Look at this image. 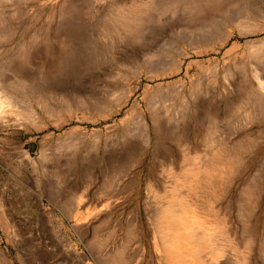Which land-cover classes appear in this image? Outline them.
<instances>
[{
  "label": "rangeland",
  "instance_id": "374dc122",
  "mask_svg": "<svg viewBox=\"0 0 264 264\" xmlns=\"http://www.w3.org/2000/svg\"><path fill=\"white\" fill-rule=\"evenodd\" d=\"M263 46L264 0H0L1 74L21 58L33 79L24 93L6 82L0 264H264V111H231L264 70ZM40 54L61 65L42 84ZM196 87L213 131L194 122ZM176 126L188 142L196 130L199 151L240 138L229 171L193 180L204 193H189ZM104 163L119 176L102 186Z\"/></svg>",
  "mask_w": 264,
  "mask_h": 264
},
{
  "label": "bare ground",
  "instance_id": "6f19581e",
  "mask_svg": "<svg viewBox=\"0 0 264 264\" xmlns=\"http://www.w3.org/2000/svg\"><path fill=\"white\" fill-rule=\"evenodd\" d=\"M193 1V0H192ZM197 1V0H195ZM123 17V16H122ZM135 16H133L132 13H130L129 11H127V13H125L124 15V18H123V21L122 23H124V30L125 32H129V30H131V28H133L135 25ZM240 25V24H239ZM99 37V36H98ZM57 38V36H56ZM55 38V40H56ZM102 38V37H100ZM39 39V38H37ZM50 39V38H49ZM58 39V38H57ZM99 39V38H98ZM60 40V39H59ZM101 40V39H100ZM203 40V39H202ZM36 42L38 43L39 41L36 40ZM61 42V41H59ZM35 43V42H34ZM54 44V43H53ZM264 49V46L262 48V51ZM51 50V49H50ZM261 51V53H263ZM47 50H43L42 51V54L45 56L47 55ZM54 52H55V48H54ZM38 53V52H37ZM41 53V51H40ZM49 53V51H48ZM258 53H256L255 55L257 56ZM41 55V54H40ZM59 53L56 54V53H52V56H54V58L58 57ZM38 56V55H37ZM36 56V57H37ZM60 57H58V60H60ZM264 57V56H263ZM262 57V58H263ZM28 58V57H27ZM38 59V62H37V69L35 70V72L37 71L38 75L35 77L34 75H31V76H34V80L35 82H40L41 84L43 83L42 80L43 78L47 79L48 78V74H50V72L52 70H55V69H60V66L61 65H47V59H45L44 57H42V55L40 57H37ZM19 60V64H18V67H17V71L13 73L12 77H11V80L9 79L11 75H8V78L5 76V74H1V68H0V94L3 95L1 96L0 95V123H6V117H5V110L4 108H6V106L8 105L9 107V104L13 101V97L11 94H9L7 91H9V88L10 87H14L15 89H17V91H21L22 93H24L23 91L29 89L33 83V79H29L27 77V74L25 71H27V69L24 71V66L26 65V62L24 60H22L21 58H18ZM57 60V61H58ZM30 61V60H29ZM37 61V60H36ZM49 62V61H48ZM259 62V61H258ZM6 62L4 61V64ZM32 63H35L33 62L32 60ZM30 62L27 63L31 66L32 64ZM2 64V63H1ZM52 64V63H50ZM35 65V64H34ZM33 65V66H34ZM253 65V64H252ZM5 66V65H4ZM32 66V67H33ZM31 67V68H32ZM35 67V66H34ZM35 67V68H36ZM35 68H32L34 71ZM30 69V67L28 68ZM30 71V70H29ZM29 73V72H28ZM31 73V72H30ZM32 74V73H31ZM252 87L249 89V90H246V91H242L241 93H239L240 95H242L243 97H245V100H244V103H234L233 106H231L232 108V113H239L241 111H249V110H253V109H256L258 112L260 111H264V70L262 71H259V69H253L252 71ZM51 75V74H50ZM30 76V75H29ZM50 78V77H49ZM51 80V79H50ZM223 80H225V82L227 81V78H226V75L223 76ZM9 82L11 83L12 85H8L6 82ZM58 81V80H57ZM48 82V81H47ZM6 83V84H5ZM45 83V81H44ZM50 83V82H48ZM39 84V83H38ZM40 84V85H41ZM51 84V83H50ZM56 84V83H55ZM6 85L10 86V87H7ZM35 85V84H34ZM47 85V84H46ZM45 85V87H47ZM54 85V84H53ZM198 85V83H197ZM6 86V87H5ZM33 86V85H32ZM38 86V85H37ZM43 86V85H41ZM228 86V85H225L223 87V90H226L225 87ZM2 87H5V89ZM10 88V89H13ZM35 87V86H34ZM43 87V88H45ZM7 88V89H6ZM31 89V88H30ZM40 89V88H39ZM6 90V91H5ZM12 91V90H11ZM29 91V90H28ZM32 91V90H31ZM41 91V90H40ZM44 91V90H43ZM4 92V93H3ZM20 92V93H21ZM27 92V91H26ZM12 93H14V90L12 91ZM209 92H208V89L205 91V92H200L198 87H196L194 89V92H193V95H192V106L194 105V111H197V113L199 114V117L200 119L198 121H196V119L194 120V122L199 123H203L205 121H207V126L205 128H207L208 130H211L213 131L214 128L217 126L215 125L216 123V117H210L209 114L210 112L207 111V109L210 107V103H208V100L206 99V97H204L205 95H207ZM15 94H18L16 91H15ZM209 95V94H208ZM27 96V95H26ZM196 97V98H195ZM3 98V99H2ZM24 98V97H23ZM28 98V97H27ZM195 98V99H194ZM199 98L201 100H203L202 102L199 100ZM15 99V98H14ZM33 99V98H32ZM196 100H199V105L195 102ZM246 101V103H245ZM36 102V101H35ZM186 102V101H184ZM12 104V103H11ZM10 104V105H11ZM83 101L81 100H78L77 102V106L80 107V106H83ZM11 108V107H10ZM9 108V109H10ZM13 109V108H11ZM223 111V110H222ZM229 109L227 110V113H228ZM239 111V112H238ZM6 112H7V109H6ZM10 112V111H9ZM7 113L10 115V113ZM217 112V111H216ZM226 112V111H225ZM5 113V114H4ZM182 113V112H181ZM218 113V112H217ZM215 113V114H217ZM226 113V114H227ZM232 113H230V115H228L227 117H225V121L228 120L230 117H232ZM242 113V112H241ZM157 114V113H156ZM183 114V113H182ZM197 115V114H196ZM157 116V115H156ZM187 116V115H186ZM10 117V116H9ZM182 117V116H181ZM194 117H195V114H194ZM154 118V117H152ZM157 118V117H156ZM192 118V117H191ZM8 119V118H7ZM11 119V118H10ZM175 120V119H174ZM181 119H179L180 121ZM183 120V118H182ZM201 120V121H200ZM164 121V120H163ZM143 124H142V131L143 134H144V140H147L150 138L149 137V134H146L147 132V125L144 121H141ZM152 122L154 123V125L156 124V120L154 118V120H152ZM8 123V122H7ZM193 123V122H192ZM161 124V123H160ZM195 124V125H196ZM179 125V124H178ZM199 125V124H198ZM156 126V125H155ZM161 126V125H160ZM158 127V126H157ZM161 128V127H160ZM165 128V127H164ZM163 128V129H164ZM206 129V130H207ZM171 132V131H170ZM174 132V133H173ZM171 132L173 133L174 135V139H173V142L176 146V148L181 152V154L183 155V158L185 159V161L187 162L186 164V168L188 170V174L190 176V181L192 182V184H190L188 186V190H189V193H192V194H201V193H204L205 191L207 190H210V187L207 186V185H204L203 183H201V181L203 179H207V180H211V177L214 178V177H218V175L220 173H224L225 171H229L226 170L225 168H222L221 169V165L227 161H229L230 163H234V162H238L239 161V155L237 153H234L232 152V149H234L235 146L238 145L239 143V139L240 138H234L231 140V138L233 137L232 135H230L231 137L229 138H223L221 137L220 138H213L207 148V146L205 147V149H202L199 151L198 148V142H197V135H196V130H194V133H193V137L191 138V140L188 142L181 127L180 126H176L175 127V130ZM170 133V134H171ZM141 134V133H140ZM225 135H228V134H225ZM170 137V136H169ZM158 139V138H157ZM229 144H231V146H228ZM109 145V144H108ZM226 146L229 147L231 149V151H227L226 150ZM128 147V146H126ZM123 148H124V145H123ZM175 148V147H174ZM122 149V148H121ZM126 149V148H125ZM105 150V149H104ZM109 151V150H108ZM124 151V150H123ZM127 151V150H126ZM124 151V152H126ZM131 150H129L130 152ZM107 152V151H106ZM111 152H112V149H111ZM128 152V151H127ZM105 153V152H104ZM114 153V152H113ZM118 154V153H117ZM131 154V152H130ZM116 155V154H115ZM101 156V155H100ZM109 156V155H108ZM106 157L109 158V157ZM111 157V156H110ZM115 157V156H114ZM117 157V156H116ZM126 157V156H124ZM129 157V155H128ZM45 158V157H44ZM120 158V157H119ZM131 158V157H130ZM83 159V158H82ZM104 159V160H106ZM118 159V158H117ZM127 159V158H126ZM43 160V159H41ZM121 160V159H120ZM131 160V159H129ZM84 161H85V158H84ZM101 161V160H100ZM110 161H111V158H110ZM123 162V160H121ZM50 162V161H49ZM108 161L106 160L105 163H107ZM117 162V161H116ZM104 163V165L100 166L98 169H97V173L95 176H98V178L100 179V181L102 182V186L103 185H106L107 183H112L113 182V178H116L119 176V171L116 172V173H112L111 171H108L110 169V166L106 165ZM114 163V162H113ZM130 163V162H128ZM83 164V162H82ZM90 165V163H89ZM101 165V164H100ZM119 165V164H118ZM125 165H126V162H125ZM129 165V164H128ZM91 166V165H90ZM120 166V165H119ZM124 166V165H123ZM109 167V169L107 168ZM121 167V166H120ZM119 167V168H120ZM118 168V167H117ZM118 168V169H119ZM125 168H127V166H125ZM124 168V169H125ZM85 169V168H84ZM82 170V169H81ZM111 170V169H110ZM114 170V169H113ZM116 170V168H115ZM121 172L123 171V169L121 168L120 169ZM194 170V172L196 174H192V171ZM83 174L86 173V171H82ZM111 173V174H110ZM172 173V172H171ZM174 173V172H173ZM184 173V172H183ZM62 174V173H61ZM110 175H112L113 177L112 178H108ZM196 176V177H193V176ZM48 177V176H47ZM197 177L199 179H201L200 183L198 186L194 185L193 184H196L194 183V181L197 180ZM194 180V181H193ZM205 182V181H204ZM191 186V187H190ZM47 188V187H46ZM49 189V188H47ZM177 188H175L174 190H176ZM46 191V189H45ZM179 191V190H178ZM257 192V191H256ZM253 193V192H252ZM251 193V194H252ZM249 194V196L251 195ZM254 194V193H253ZM256 195V194H255ZM247 198V196H246ZM245 198V199H246ZM248 198H251V197H248ZM254 198V196H253ZM253 198H251L253 200ZM247 200V199H246ZM244 200V201H246ZM245 205H247V203L245 202ZM254 205V204H253ZM251 206V205H250ZM117 259V258H116ZM112 261V260H111ZM113 262V261H112ZM119 263V262H118Z\"/></svg>",
  "mask_w": 264,
  "mask_h": 264
}]
</instances>
